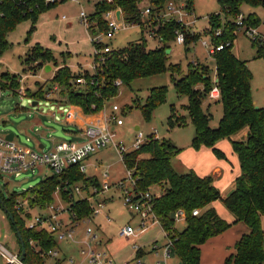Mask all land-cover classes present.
Instances as JSON below:
<instances>
[{"label": "trees", "instance_id": "16d2710c", "mask_svg": "<svg viewBox=\"0 0 264 264\" xmlns=\"http://www.w3.org/2000/svg\"><path fill=\"white\" fill-rule=\"evenodd\" d=\"M171 0H114L107 3L100 0L95 6V12L90 15L94 23L91 32H104L108 24L103 14L110 10L120 9L127 24L140 26L160 44L156 49H148L144 37L136 42H130L124 49H114L106 56V62L94 72L83 71L73 73L64 65L59 69L52 83L60 88V95L67 105L80 108L85 115L100 113L105 104L118 96L117 81L122 86H130L135 80L150 78L164 73L170 74L171 82L179 96H186L189 103L186 107L195 127L193 147L211 148L221 158L224 153L216 145L220 140L227 139L232 145L234 153L240 162V175L236 178L232 192L223 197L214 184L211 176L200 177L191 171L185 174L177 173L172 166V160L180 150L165 139L150 136L139 150L124 155L123 161L135 179L134 192L144 193L150 188L162 187V194L152 201L153 210L160 219L165 231L176 233L173 253L180 264H201V246L208 240L217 237L234 224L243 222L250 234L244 235L235 245V254L230 255L225 264H264V107H257L252 96L253 74L248 62L237 58L232 48L235 32L238 29L236 21L241 13V5L249 3L264 5V0H218L221 7L219 14L209 17L210 29L205 34L216 46L224 45V49L212 56L216 60L217 81L212 84L207 68L199 62H190L187 71H183L181 64L171 62V44L175 42L177 31L185 35V46L199 39L200 35L191 33L176 20H164L160 15ZM146 2L152 14L148 18L142 16V4ZM187 10L194 12V0H186ZM64 4V3H61ZM46 5L44 0H0V55L9 47L7 36L24 20H32L35 24L43 13L59 6ZM145 9V8H144ZM225 21H221V19ZM247 25L258 26L259 20L248 17ZM255 27V28H256ZM221 31V35L216 33ZM257 49V57H264V47L261 40H252ZM229 44V45H228ZM264 44V43H263ZM39 65L54 61L53 54L46 49L36 47L27 59ZM83 78L85 85L77 84L76 80ZM4 89L17 91L20 89L18 76L9 73L1 77ZM73 82V83H72ZM217 86L220 91L219 101L223 107V117L216 129L210 127L211 115L204 109V104L210 99L209 95ZM59 89V88H58ZM52 90V88L49 89ZM29 97L38 96L45 99L43 88L34 94L27 92ZM167 88L160 86L149 92L143 112H150L166 100ZM176 112V111H175ZM175 112L173 113L175 116ZM169 118L171 128L180 125V120ZM247 130V136H238ZM80 171L79 166H73L61 175H53L30 188L24 196L30 197L31 207L44 208L53 203V195L59 189L67 200L73 192L72 187L78 181L82 184L92 183ZM87 186V185H85ZM67 189V191H65ZM5 206L14 216L15 225L11 223L12 231L18 240L20 252L22 247L18 239L20 231L26 246L24 264H46L47 253L58 247L54 236L46 231L29 229L25 224V217L31 218L29 213L17 209V193L5 197L0 192ZM73 197V196H72ZM73 199V198H72ZM216 201L222 202L233 215V223H229L210 207ZM71 212L78 216V220L89 217L91 206L82 200H72ZM0 208L4 211L0 202ZM184 210L187 216L183 230L175 229L174 214L177 210ZM200 210L199 216L193 211ZM6 214V213H5ZM25 216V217H24ZM34 244H31V242ZM19 252V253H20ZM142 256L143 253L138 254Z\"/></svg>", "mask_w": 264, "mask_h": 264}, {"label": "rangeland", "instance_id": "374dc122", "mask_svg": "<svg viewBox=\"0 0 264 264\" xmlns=\"http://www.w3.org/2000/svg\"><path fill=\"white\" fill-rule=\"evenodd\" d=\"M99 1L83 0L80 4L65 2L40 15L35 24H33L32 20H24L9 33L7 36L9 47L0 55V80L2 75L7 73L18 76L20 89L17 91L4 89L0 83V134L3 137L14 134L18 143L32 149H37V142L45 144L46 148H48L53 144V141L63 142L70 140L69 135L66 133L70 129L66 123V117L70 111L74 110L70 105L66 104L60 95L59 92L62 88L51 81L56 72L63 68L64 65H67L73 73L93 72L95 47L90 40V33L85 25L80 22L79 14L82 10L88 15L93 14L95 12V4ZM146 5L147 3L144 2L142 7ZM194 10L190 19L194 20L195 23L188 30L191 33L200 35L199 39L189 43L186 48L184 45L180 46L173 42L171 44L172 50L168 54L171 62L181 64L183 71H187L190 62H199L207 68L212 84H215L216 60L210 55L209 49L204 46V42L210 41V37L205 34V31L210 29L209 17L219 14L221 7L218 0H194ZM117 11L121 10L118 9ZM241 13L245 19L252 16L259 20L257 27L247 24L246 26L248 29L256 30L258 38L264 43V5H253L245 2L241 5ZM221 21L224 22L225 19L222 18ZM145 28L146 31L143 32L140 26H128L127 29L120 31L113 39L105 38L104 42L114 49H124L128 43L136 42L144 37L148 49H156L160 46L159 42L151 37L147 25ZM242 29L241 31L236 29L234 33L235 39L232 52L240 60L248 62L249 69L253 74L252 96L254 102L258 104L257 107H263L264 57H257V49L254 47L253 39L247 35L245 26ZM36 47L49 50L53 54L54 61L41 65L33 60L26 62L32 50ZM48 66L51 67V71L47 69ZM160 86L167 88L166 100L162 105L146 115L142 108L146 104L149 92L152 88ZM41 88H43L45 99H40L38 96H28V91L34 94ZM50 88L52 90L49 92ZM208 100L212 102L206 103L204 107L211 115L210 127L216 129L219 127L223 117V107L219 102H213L211 98H208ZM188 103V97L177 94L171 82L170 74L167 72L150 78L138 79L130 86L120 87L118 96L109 100L101 112L109 115L114 106L120 108L116 114L123 120L124 125L120 127L112 126L111 130L116 134L117 141L123 142L128 151L133 150V144L139 131L144 134L146 139L157 134L159 138L171 142L180 150V153L174 158V164L178 170V172L176 171L177 173L185 174L195 170L207 173L214 178L215 182H219L222 186L219 189L222 196H227L234 189L235 181L238 177L236 175L240 169L239 158L234 153L232 145L227 139L220 140L217 143V147L220 144L219 148L224 153L225 158L218 157L211 148L202 146L200 149H195L193 147L195 127L186 109ZM174 112L177 117L173 114ZM174 116L177 118L176 120H180V125L171 128L169 118L172 117L174 119ZM27 138H31L32 142H27ZM83 166L86 168L83 174L85 177H89L86 179L90 182H95L97 179L91 177V175H94L100 179L102 184L104 180L102 174L107 169L110 172V189L95 198L96 205L103 202L105 198H108L107 202L103 204L102 213L96 217L91 226L95 228L98 225H102V228H104L105 231L102 234L99 232L102 242L101 249L106 251L109 256L114 257L115 264H128L136 257V253L133 250L134 246L131 241L119 238L117 236L118 231L127 224L137 227L140 222V216L126 207L124 196L119 186V181L128 177V169L120 154L110 147L91 155L83 163ZM215 168L222 170V175L219 179L211 175ZM51 176H53L52 172L40 168L23 174L18 178L0 177V192L5 197L17 193L20 196V198H17V202L24 205L30 198L29 196H24L26 191ZM116 183H118L117 186L115 185ZM81 184L82 181L76 183V185ZM85 185L88 186V184ZM94 187L90 186L89 188L94 189ZM85 192L81 191L77 195L79 197L85 196ZM51 205H60L68 208V201L62 196L59 189L54 193ZM26 210L31 215V218L25 217V224L32 217L50 213L47 206L39 208L31 207L28 204ZM107 214L112 219L111 223H106L105 216ZM149 224L147 226H150ZM174 227L176 226L174 225ZM262 227L264 229V218L262 219ZM176 235L174 233L170 236L176 238ZM155 242L159 246L165 242V233L160 225L150 226L137 241V244L142 248V260L146 264H156L157 259L152 253ZM0 244L14 254L20 252L16 235L12 231L5 212L1 208ZM59 244L61 253L76 254L74 253L77 250L76 246L69 241ZM213 257H215L214 254L206 255L203 264H218ZM75 258L78 260V254L75 255ZM177 259V256L173 253L169 261L170 264H175ZM48 262L51 263L50 261ZM55 263L57 262L55 261ZM0 264H8L7 260L1 256V253ZM219 264H225V262L223 261Z\"/></svg>", "mask_w": 264, "mask_h": 264}, {"label": "built area", "instance_id": "2783aa9c", "mask_svg": "<svg viewBox=\"0 0 264 264\" xmlns=\"http://www.w3.org/2000/svg\"><path fill=\"white\" fill-rule=\"evenodd\" d=\"M81 1L83 0H44L45 4L49 6L65 2L80 4ZM104 1L110 4L114 2V0ZM142 10H144L142 11V16L144 18H148L152 14L150 8L147 6H144ZM191 15L192 14L187 10L186 0H171L167 3L165 10L160 17L164 20H176L188 29L195 23L194 20L190 19ZM79 18L81 24L85 25L90 33V40L95 47L93 72L105 64L106 56L113 51V47L108 43H105L104 39L107 38L111 40L120 31L127 29L128 26H135L125 22L122 12L121 17H118L117 10H110L103 14V19L108 24V29L104 32H91L94 23L91 21L90 15L84 10L80 12ZM245 20L243 14L239 15L236 21L238 31L243 30L242 27L245 26L246 33L250 38L260 40L256 30L247 28ZM216 35L220 36L221 31L219 30ZM175 43L178 45L185 44V35L181 31H177ZM204 46L209 49L211 56L215 52L224 49V45L221 44L216 46L212 43L211 39L208 42L205 41ZM76 82L80 85L86 84L83 78L77 79ZM115 84L119 88L123 85L122 81H117ZM209 97L212 100L220 98V91L217 86L213 88ZM119 110L120 108L118 106H114L109 115H102L98 121L87 124L81 131L78 140L54 142L50 148H46L45 146L40 145V142H37V149H32L26 145L18 143L15 136L13 137V140H8V136L3 137L0 134V177L18 178L23 174H27L30 171L40 168L47 169L52 172L53 175H61L66 173V171L73 166H79L80 171L85 172L86 168L83 166V163L86 159L109 147L114 148L123 159L124 155L129 151L123 142L117 141L116 134L111 130L112 126L120 127L124 125L123 120L116 114ZM78 116L79 114L76 111H70L66 119L69 121V119H74ZM152 136H155L154 138L157 139L159 138L157 134ZM148 139L149 137L146 139L144 134L139 131L136 141L133 144L132 151L139 150ZM27 142H32L31 138H27ZM103 177V184L99 187H94V189H91L92 191L85 188L83 189V187L79 185L73 186V192L70 195L71 197L67 200L68 208H64L60 205L47 206L50 210L49 214H40L34 218L32 217V219L26 224V227L29 229L51 233L60 243L69 241L72 245L80 246L78 260L70 256L62 258L63 256L56 249L50 250L46 255L47 257L52 258L55 261L62 260L65 264H115L113 256H109L106 251L101 249L99 231L103 232L104 228L100 225L95 228L91 226L96 217L102 213L103 204H105L104 202H101L96 205V196L110 189L108 172H105ZM128 183L131 187H128ZM119 186L121 187L126 207L136 215L140 216V222L137 227H134L133 225H125L120 228L117 236L126 241H131L134 246L133 250L136 253V257L132 264H146L142 260L143 257L138 255L142 252V248L137 244V241L140 236L150 228V226L160 225L162 227L160 219L153 210L152 204L154 198L159 196H155L149 191L139 194L135 193L132 189L135 186V179L133 178L132 171H128V177L124 181H121ZM85 190H87V192H85ZM65 191H67V189H65ZM81 191H84L86 195L76 198V196H79L77 194L81 193ZM72 200L86 201L92 208L91 215L82 220H78L77 214L71 212L70 209V201ZM28 202L24 203V205L23 203L17 202L15 207L27 212L26 206L29 204ZM200 213V210L193 211L194 216H199ZM174 218L175 221L179 223H185L187 221L186 213L182 209L175 212ZM105 220L106 223L112 222L109 215L105 216ZM148 223H150V226H147ZM162 229L165 233V242L161 246L157 245V242H155L152 253L157 259L156 264H170L169 261L173 254L174 242L176 239L170 236L174 233L170 234L165 231L163 227ZM31 244H34V242L32 241ZM0 253L1 256L7 260L8 264H20V256L10 252L1 244Z\"/></svg>", "mask_w": 264, "mask_h": 264}, {"label": "crops", "instance_id": "0c3cea01", "mask_svg": "<svg viewBox=\"0 0 264 264\" xmlns=\"http://www.w3.org/2000/svg\"><path fill=\"white\" fill-rule=\"evenodd\" d=\"M98 3V2H97ZM96 3V4H97ZM96 4H95V6H96ZM195 11V10H194ZM194 13V12H193ZM194 32V31H193ZM178 45V44H177ZM180 46H183V45H180ZM185 46V45H184ZM185 48H186V46H185ZM172 50V49H171ZM172 55V54H171ZM50 67V66H49ZM50 71H51V67H50V69H49ZM217 81V77L215 76V82ZM254 99V98H253ZM217 101H219V99H217V100H213V102H217ZM210 102H212L211 100H208V101H206L205 102V104L206 103H210ZM204 104V105H205ZM219 104H221L220 102H219ZM255 104L258 106V104H257V102H255ZM222 105V104H221ZM72 107V109L74 110V111H76L78 114H79V116L77 117V118H74V119H69V121H67V119H66V123L69 125V127H70V129L68 130V132H66L68 135H69V139L70 140H73V141H75V140H78V137H79V135H80V133H81V131L85 128V126L87 125V124H89V123H94V122H96V121H98V119H100V117L102 116V115H106V113H102V112H100L99 114H95V115H85L84 113H83V111L80 109V108H78V107H74V106H71ZM264 107V106H263ZM204 109H205V107H204ZM206 110V109H205ZM247 136V130H245V131H243L239 136H238V138L239 139H243V138H245ZM158 139H161V138H158ZM53 143H54V141H53ZM40 145H42V146H45L46 147V145L45 144H42V143H40ZM174 145V144H173ZM223 145H225V144H223ZM52 146V145H51ZM174 146H176V145H174ZM219 147H220V144L218 145ZM226 146V145H225ZM177 147V146H176ZM216 147H217V145H216ZM219 147H217V148H219ZM48 148H50V147H48ZM178 148V147H177ZM107 149V148H106ZM219 150H220V148H219ZM102 151V150H101ZM201 151H205V150H201ZM100 152V151H99ZM129 152H131V151H129ZM129 152H127V153H129ZM88 159H86V161H87ZM239 164H240V162H239ZM172 166H173V168L178 172V170L176 169V166H175V164H174V159L172 160ZM128 169V168H127ZM129 171V170H128ZM196 171V170H195ZM194 171V172H195ZM105 172H108V174H109V178H110V172H109V170L107 169ZM104 172V173H105ZM240 172H241V169H239V172H238V174L236 175V176H239L240 175ZM83 173V172H82ZM103 173V174H104ZM180 173V172H179ZM197 175H199L200 177H206V176H210L209 174H207V173H202V172H200V171H196L195 172ZM103 174H102V176H103ZM211 175H214L215 176V178H217V179H219L220 178V176L222 175V170L220 169V168H215L214 170H213V172H212V174ZM91 177L92 178H97L96 180H95V182H92L93 184H88V186H85L84 188L85 189H89V190H91V188H89L90 186H95V187H99V186H101L102 184H101V181H100V179L97 177V176H94V175H91ZM87 178H89V177H87ZM103 179H104V177H103ZM124 179H126V178H123L122 180H120L119 182H121V181H123ZM103 182H104V180H103ZM108 182H109V179H108ZM118 182V183H119ZM118 183H116L115 185L117 186V184ZM110 184V183H109ZM214 184H215V186L218 188V189H220L222 186L219 184V182H215L214 181ZM79 186H84V184H81V185H79ZM111 187V186H110ZM128 187H131V185L130 184H128ZM133 189V191H134V187L132 188ZM122 191V190H121ZM150 193H152L153 195H155V196H160L161 194H162V187H158V186H155V187H152V188H150L149 190H148ZM105 193V192H104ZM103 194V193H102ZM222 194V193H221ZM223 197H226V196H223ZM77 198H79V196L77 197ZM107 199L108 198H105V200L103 201L104 203H106L107 202ZM109 200H110V198H109ZM210 207H213L216 211H217V213L220 215V217L221 218H223L224 220H226L227 222H229V223H233V221H234V217H233V215L225 208V206L221 203V202H218V201H216V202H214L213 204H211V206ZM41 210V209H40ZM108 215V214H107ZM112 220V219H111ZM127 225H132V224H127ZM99 226V225H98ZM100 226H102V225H100ZM175 229H177L178 231H181V230H183L184 228H185V226H186V223H179V222H176L175 221ZM181 227V228H180ZM105 231V230H104ZM103 231V232H104ZM100 232V231H99ZM103 232H100L101 234L103 233ZM250 229H249V227L245 224V223H243V222H240V223H237V224H234L229 230H227L226 232H224L223 234H221V235H219V236H217V237H214V238H212V239H210V240H208L204 245H202L201 246V264H203V262H204V259H205V256L206 255H210V254H214L215 255V257H213L214 258V260L219 264V263H222L223 261L224 262H226V260H227V258L230 256V255H232V254H235V245L237 244V242L238 241H240V239L244 236V235H247V234H250ZM54 236V235H53ZM54 238H55V240H56V242H57V245H58V247L57 248H55L56 250H58L59 251V253L63 256L62 258H65V257H67V256H70V257H73V258H75V255L76 254H78V257H79V249H80V246L79 245H75L76 246V251L74 252V253H76V254H72V255H68L66 252H64V253H61L60 252V242H58V240L56 239V237L54 236ZM101 246H102V242H101ZM18 255H19V253H18ZM21 255V254H20ZM19 255V256H20ZM142 257H143V255H142ZM114 258V257H113ZM76 259V258H75ZM134 260V259H133ZM48 261H50L51 263H49ZM57 263H55V260H53L52 258H47L46 259V264H65L62 260H58V261H56ZM133 263V261L132 262H129L128 264H132ZM175 264H180V261H179V259H177V262L175 263Z\"/></svg>", "mask_w": 264, "mask_h": 264}, {"label": "water", "instance_id": "95a60500", "mask_svg": "<svg viewBox=\"0 0 264 264\" xmlns=\"http://www.w3.org/2000/svg\"><path fill=\"white\" fill-rule=\"evenodd\" d=\"M121 15V11H117V16L119 17ZM47 69H50V67L48 66ZM37 105V104H34ZM14 134H10L7 138L8 140H13ZM0 202L1 205L3 206L4 212L6 213V215L8 216L9 220L11 221V223L13 225H15V220H14V216L11 214V212L8 210V208L5 206L4 202L2 201V198L0 196ZM17 235H18V239L20 241L21 247H22V251H21V255L19 257V262L20 264H24V260H25V256H26V246H25V242L22 238V235L20 233L19 230H17Z\"/></svg>", "mask_w": 264, "mask_h": 264}]
</instances>
